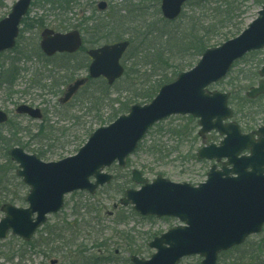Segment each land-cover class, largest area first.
Returning <instances> with one entry per match:
<instances>
[{"label":"rangeland","instance_id":"obj_1","mask_svg":"<svg viewBox=\"0 0 264 264\" xmlns=\"http://www.w3.org/2000/svg\"><path fill=\"white\" fill-rule=\"evenodd\" d=\"M16 1L0 0V19L8 15ZM101 1L108 4L104 11L98 8ZM259 2L260 0H224L223 3L221 0H211L209 8L204 11L194 4V0H190L176 24L180 23L187 27L186 17L193 15L194 12L201 13L203 22L207 21L205 24L209 23L213 27L211 28L213 30L208 32L210 45L218 46L226 41L225 38L236 33L237 29L243 31L257 18L258 11L263 6ZM160 3L161 0H72L60 8L59 5L52 3L50 5L44 0H32L26 15L28 18L21 24L22 37H18V45L13 50L0 54V109L10 116V122L0 127L4 137L10 139L12 144L23 143L28 152L36 153L34 151L36 149L46 151L45 156L41 157L46 162L57 161L78 152L90 135L86 134V129L92 126L96 130L100 126L98 118L101 116L106 118L114 110L113 106L117 108L121 103L129 101L133 93L137 92L136 88L139 85L127 86L128 82L126 85L123 82L114 85L112 97L116 98V101L114 104L111 102L113 106L103 102L90 109L88 99L82 101L81 96L84 93L82 91L69 105L63 106L60 99L67 85L76 79L86 77L88 69L85 65L88 58L85 50L71 58L61 59L62 61L59 56L50 60L39 57L36 52L37 48L40 49L41 32L45 28L62 32L79 29L84 37L85 48L122 39L130 40V34L141 38L148 23L155 21L161 24L158 21L162 18ZM217 6H220L217 9L218 13L215 12L216 9L215 11L212 9ZM222 10L225 12L229 10L232 13L231 21L225 20L223 15L219 14ZM113 11L120 16L123 15L128 25L120 29V38L114 37L116 39L107 42L103 39L104 41L100 40L101 42L94 45L93 41L98 39L93 38L90 22L105 19ZM212 18L213 21L217 19V23H211L209 20ZM166 26L169 28V24ZM163 27L165 26L161 24L159 28ZM138 38L132 41L130 46L132 49L139 44ZM21 49L24 50V54L17 56L16 53ZM20 57L21 61L14 63L18 78L15 86L11 88L5 80L10 61ZM129 57L125 55L123 58L126 69L133 65ZM178 60L180 59L173 61ZM263 63L264 49L251 52L236 62L230 75L213 85V88L227 91L235 87L237 91L247 92L250 86L257 84L260 77L249 81L244 80V76H249V71H259ZM61 65L70 67L69 74H72L68 78L69 81L59 87L64 75L68 73ZM130 87L133 88L129 91ZM86 90L93 91L90 85ZM118 91H121L120 96L115 94ZM256 103L260 105L257 112L249 109L235 117L242 127L244 123L253 122L254 119L258 123L255 128L264 125V98H258ZM22 104L40 107L45 117L35 120L16 113V108ZM230 106L234 109L235 105L230 101ZM42 123L54 131L49 132L48 128L46 132L38 133ZM60 129H68L67 134L60 132ZM198 130L197 119L190 115H173L154 125L139 143L137 150L128 158L127 166L120 167L114 164L107 169L115 176L110 185L99 188L95 195L79 191L66 196L64 209L50 215L47 223L35 234L33 239H39L41 245L35 244L29 251L22 243L24 241L17 236L9 235L6 239L0 240V264H52L51 261L55 259L58 260L56 264H76L78 259L97 264H133L130 259L132 255L150 257L155 250L150 248L148 243L155 236L179 225L180 221L174 217L141 216L132 206L114 209V204L123 194L122 188H119L123 183L127 184L126 187L137 186L131 180L133 169H139L150 181L158 175L173 182H187L193 185L206 181L207 173L214 161L199 159L197 151L204 145L218 144L222 137L213 131L203 140L198 135ZM6 147L10 148L11 145L6 146L3 138L0 139V207L5 202L24 207L28 204L25 199L29 187L20 177H15L17 165L10 159ZM82 203H89L90 206L87 209L81 208ZM2 217L3 213L0 211V219ZM70 223L72 225L68 226ZM46 239L58 241L46 244ZM53 250L55 252H52ZM255 250L261 255L260 258L254 257L256 264H264V229L261 234L251 236L244 244L229 251L221 262V258L219 259L218 264L241 258ZM22 252H27V258L23 262L20 263L17 257L11 259L12 255ZM201 260L202 257L192 255L183 258L180 264H200Z\"/></svg>","mask_w":264,"mask_h":264},{"label":"water","instance_id":"obj_2","mask_svg":"<svg viewBox=\"0 0 264 264\" xmlns=\"http://www.w3.org/2000/svg\"><path fill=\"white\" fill-rule=\"evenodd\" d=\"M186 1L162 0L163 16L176 19ZM31 2L17 0L11 12L0 20V53L15 46L20 23ZM106 7L105 1L99 3L101 10ZM129 44L125 40L89 49V77L103 76L110 85L114 84L125 72L121 59ZM81 45L78 30L56 32L46 28L41 33L40 47L47 56L74 53ZM263 48L264 4L257 18L238 36L206 49L192 69L163 85L151 102L133 104L128 113L97 128L76 154L46 162L22 147H12L8 153L18 164L16 173L30 187L26 198L29 205H2L5 216L0 220V239L12 231L26 241L31 240L47 221V215L63 208L67 194L76 190L95 194L98 187L110 183L113 176L104 169L115 161L124 166L150 127L174 114L198 118L199 135L203 138L213 130L224 135L218 145L212 143L199 149L198 157L226 161L221 169L214 164L207 180L197 186L173 182L161 175L150 182L140 170H133L132 180L141 187L127 189L121 205H133L145 216H172L184 223L149 243L157 249L150 259L133 256V263L179 264L186 256L199 255L203 257L201 264H217L222 251L260 233L264 227V126L245 134L236 121L225 122L233 117L228 103L230 93L210 90L209 86L224 79L236 60ZM260 75L264 77V65ZM86 80L77 79L71 84L62 102H68ZM260 94H264V79L248 92L250 97ZM16 111L35 119L42 117L39 108L26 104ZM8 119V114L0 109V124ZM244 151L250 153L240 155Z\"/></svg>","mask_w":264,"mask_h":264},{"label":"trees","instance_id":"obj_3","mask_svg":"<svg viewBox=\"0 0 264 264\" xmlns=\"http://www.w3.org/2000/svg\"><path fill=\"white\" fill-rule=\"evenodd\" d=\"M72 0H44L47 4L51 3L53 5H59L60 8H63L65 4H69ZM190 1V0H189ZM224 3V0H221ZM261 5L264 3V0H260L259 2ZM194 4L199 6L201 9L204 11L206 8H209V5L211 4V0H194ZM227 5V3H226ZM231 5V4H230ZM230 5L228 7H230ZM220 7V6H219ZM218 6L213 7V11H216L218 13ZM213 12V15L216 16V13ZM222 10V13H219L223 15L225 20H232V13L228 10L225 12ZM199 14V15H197ZM201 13L194 12L193 15H190L186 17V26L183 27L180 23L177 25L176 21H168L165 20L164 18L159 19L158 21L161 22L165 27L162 29L159 28L161 26L160 23L152 21L151 23H148L144 33L141 38H138L136 35L130 34V42L132 43L133 40L137 39L139 40V44L135 48L129 47L126 56H130L129 59L133 62V65L128 67L126 69L125 75L122 79L117 81L114 85H116L118 82H123L125 85L128 82L127 86H137L141 85V87H137L136 90L137 92L133 93L134 95L131 97L129 101H126L124 103H121V105L117 108L113 106L114 102L116 101V98L112 97L113 94V87L114 85L110 86L108 85L107 81L105 79H89V81L82 87V89L79 92H84L82 94V101L85 102V100L88 99V103H90V109L96 106V104H102L103 102L108 103L107 105L112 104L114 110L105 117L101 116L98 118V122L100 125L104 124H109L112 121H114L120 114L125 113L128 111L130 106L134 103H145L151 101L157 92L159 91L160 87L172 81L175 79V77L180 73L181 71L188 70L194 66V64L199 60L200 56L202 53L210 46V39L208 37V32L212 31L213 28L212 25L205 24L207 21L203 22V17L200 16ZM111 16V18H110ZM108 15V17H105V19H101L96 21H91L90 24V30L92 35L94 36L93 38L97 41H93V44L95 45L98 42H101L100 40L104 41L106 40L109 41L111 39H116L120 38V29L122 26L128 25V23L125 21L126 18L120 16V14H117L115 11L112 12L111 15ZM182 16V15H181ZM180 16V17H181ZM206 16V15H205ZM28 17H24L23 21L26 20ZM179 19V18H178ZM214 18H212L211 23H217L216 21H213ZM203 23V24H202ZM88 24V22H87ZM167 24H169V28H167ZM215 28V27H214ZM23 31V30H22ZM241 32V29H237L236 33L231 34V36L225 38L228 40L231 37L236 36ZM104 33V35H103ZM21 35H19L20 37ZM99 36V37H98ZM22 37V36H21ZM116 37V38H114ZM102 38V39H101ZM104 39V40H103ZM119 41V40H117ZM18 45V44H16ZM21 45V44H20ZM86 44L82 47V51L85 49ZM131 46V45H130ZM214 46V44H213ZM14 49V48H13ZM12 49V50H13ZM38 52L36 54L40 57H44L46 60L53 59L55 57H60L61 59L65 58H71V54H59L56 55L55 57L48 58L46 57L39 48ZM132 49V50H131ZM130 51V52H129ZM129 53V54H128ZM19 54H24V50L21 49L19 50L16 55L18 56ZM32 54V53H30ZM245 58V57H244ZM174 59H180L177 61H173ZM21 61L20 59H14L10 61V66L8 68V73H7V78L6 83L12 88L15 86V82L18 78L17 75V69L14 66V63H19ZM62 61V60H61ZM88 65V61H86L85 68ZM66 71L68 72L67 74L64 75V80L60 82L59 87L63 84H66L69 81V77L71 76L72 73L69 74L70 72V67H65L64 65H61ZM60 66V67H61ZM15 70V71H14ZM132 73V74H131ZM258 70L256 71H249V76H244V80H249L253 81L255 78H258ZM127 80V81H126ZM138 80V81H137ZM5 83V81H4ZM90 87L93 89V91H88L86 90L87 87ZM133 87L129 88L130 89ZM231 98L230 101L232 104H234V109H235V116L239 115L240 113H244L246 110L253 109L255 112L259 110L260 105L257 102V99H251L249 98L245 92L243 93L241 90L237 91L235 87L231 88ZM115 94L121 95V91L116 92ZM264 98V95L259 97ZM119 102L120 100L117 99ZM66 105H69L66 104ZM63 105V106H66ZM244 110V111H243ZM242 111V112H241ZM241 118V117H240ZM242 119H240V122ZM10 122V121H9ZM8 122V123H9ZM7 123V124H8ZM256 125V120H253V122H246L244 123V128L245 129H250L253 128ZM1 127V125H0ZM49 132H53L54 130L51 129L49 126ZM45 124H41L38 133H44L48 129ZM53 128V127H52ZM93 127L90 126V128L86 129L87 135L91 134L93 131ZM67 134L66 132L68 129H60V132ZM52 134V133H50ZM0 132V139L6 144V146H12V145H20L26 149V146H23V143H14L12 144L6 137H4ZM2 137V138H1ZM50 137V136H46ZM56 138V137H55ZM55 138H52L53 140ZM59 138V137H58ZM51 140V139H50ZM17 142V141H16ZM8 148V147H6ZM9 149V148H8ZM7 149V150H8ZM36 153L40 156L43 157L46 154V151H43L42 149H36L34 150ZM15 177L17 176L16 173ZM130 184V183H129ZM127 184L123 183L119 189H121V192H123L126 188ZM90 206L88 203H82L81 208L87 209ZM68 226H71L72 223L67 224ZM57 240L54 239H46V244L53 243ZM30 251L31 247L35 246V244L41 245V241L39 239H32L31 241L28 242H22ZM234 247V248H238ZM53 249V248H52ZM233 249V248H232ZM231 249V250H232ZM229 250V251H231ZM229 251L223 252L220 256L221 260L224 256H227ZM52 252H55L54 250ZM258 250H255L254 252H250L246 255H243L241 258L234 259L232 261H229L225 264H256V259L254 258L257 256L258 258L261 257L260 254L257 253ZM18 258L20 260V263L26 260L27 258V252H22L18 253L16 255H12L11 259ZM75 260H72L74 262ZM76 264H97L96 262H83L81 260H77L75 262ZM193 264H199V263H193ZM224 264V263H223ZM262 264V263H260Z\"/></svg>","mask_w":264,"mask_h":264},{"label":"flooded vegetation","instance_id":"obj_4","mask_svg":"<svg viewBox=\"0 0 264 264\" xmlns=\"http://www.w3.org/2000/svg\"><path fill=\"white\" fill-rule=\"evenodd\" d=\"M42 110V109H41ZM255 120V119H254ZM251 130H254L253 128H251L250 130H244V131H251ZM118 209V208H117Z\"/></svg>","mask_w":264,"mask_h":264}]
</instances>
